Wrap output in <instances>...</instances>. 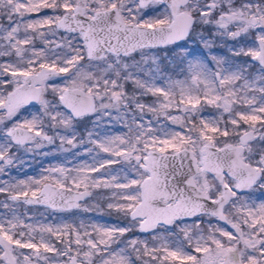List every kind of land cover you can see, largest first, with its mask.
<instances>
[{
  "label": "rangeland",
  "instance_id": "obj_1",
  "mask_svg": "<svg viewBox=\"0 0 264 264\" xmlns=\"http://www.w3.org/2000/svg\"><path fill=\"white\" fill-rule=\"evenodd\" d=\"M46 1L0 0V85H5L4 92H0V103L27 73L42 66L62 71L44 83L45 92L35 108H22L12 116L0 112V133L5 137L7 126L15 121L39 129L41 136L33 144L19 147L17 152L36 155L41 149L47 150L41 155L42 173L47 181L86 188L91 194L77 209L67 211L66 216H56L46 207L32 208L27 202L4 197L0 201V232L14 237L15 252L21 258L17 264H68L73 254L81 264H92L95 248L111 242L93 232H114L118 244L122 243L120 234L124 232H143L139 227L141 220L130 217L140 200L141 181L147 175L141 167L142 161L136 160L137 155H145L151 149L168 152L189 147L201 162L205 144L239 143L240 134L249 128L258 133L253 107L242 111L232 82H239L249 92L255 89L243 77L242 70L258 69L252 56L257 53L256 37L264 38V7L245 4V9H240L236 0H208L215 4L212 8L205 0H193L190 9L205 13L196 24L212 25L213 40H205L196 27L191 38L181 43L145 47L127 56L106 52L103 57L88 58L82 34L56 26L63 12L82 4L86 13L93 16L97 10L117 6L127 22L145 24L150 19L147 11L160 5L153 2L140 7L137 0H64L61 11L49 12L42 9ZM221 13L227 16L222 17ZM34 27L38 33L36 39ZM216 46L225 55L211 53V47ZM180 64L196 87L179 83L164 71ZM75 86L84 88L97 100L94 113L80 119L68 114L59 101L66 88ZM197 123L201 125L198 127ZM262 131L247 145L245 157L264 167V150L260 149ZM46 134L50 135L49 141L43 137ZM12 163L11 158L0 152V183L7 179L5 173ZM59 165L62 173L55 171ZM72 165L82 168L74 169ZM198 181L217 194L221 192V183L204 170ZM261 186L264 187V180ZM248 197L235 196L230 203L243 211L247 222L263 221L264 213L260 218L259 211H264V196L259 203L253 197L254 201L250 202ZM199 221L194 224L176 220L159 226L150 236H144V242L147 238L157 240L159 236L168 239L174 232L180 240L189 239L190 244L217 246L209 253L203 252L202 260H224L228 252L219 240L227 231L225 226L215 220L219 225L208 222L207 232L218 233L206 237L195 233L203 232L194 229ZM262 234L260 240L264 241ZM137 235L129 237L128 244L140 245ZM249 237L244 232L240 242L250 243L252 237ZM0 264L7 263L0 261Z\"/></svg>",
  "mask_w": 264,
  "mask_h": 264
},
{
  "label": "water",
  "instance_id": "obj_2",
  "mask_svg": "<svg viewBox=\"0 0 264 264\" xmlns=\"http://www.w3.org/2000/svg\"><path fill=\"white\" fill-rule=\"evenodd\" d=\"M150 0H138L144 7ZM169 2L173 10V20L169 25L146 26L127 22L115 6L96 11L93 17L85 13L82 5L74 7V13H64L57 22L63 30L81 32L87 49L88 58L103 57L106 51L117 55H128L145 47H162L182 41L190 32L193 16L187 12H177V8L188 0H162ZM260 52L254 56L255 61L264 65V41L258 40ZM61 73L54 67H42L28 73L23 84L11 92L3 106L8 111L21 104H34L38 101L41 86L48 77ZM61 102L75 118L92 114L97 107L94 95L86 93L80 87L68 88L60 98ZM13 141L18 144L28 143L37 137L38 132L27 127L15 126L9 130ZM253 135L247 130L241 135L247 141ZM243 146L226 144L216 146L207 143L202 148L201 162L189 147H182L173 152H161L151 149L146 155H137L142 161L141 167L149 172L140 185V200L130 212L132 219L141 218L140 230L150 232L159 224H170L181 218H190L202 213H212L220 221L239 232L224 212V202L230 196V188L225 184L223 193L212 199L209 193L198 186L196 174L201 170L212 173L223 180L228 173L238 180L239 190L252 185L261 176V172L242 157ZM60 170V169H59ZM90 195L87 189L45 183L37 195L16 194L15 200H25L31 205H44L51 209L72 210L80 201ZM0 244L4 256L13 263L11 242L0 234ZM76 263V257H72Z\"/></svg>",
  "mask_w": 264,
  "mask_h": 264
},
{
  "label": "flooded vegetation",
  "instance_id": "obj_3",
  "mask_svg": "<svg viewBox=\"0 0 264 264\" xmlns=\"http://www.w3.org/2000/svg\"><path fill=\"white\" fill-rule=\"evenodd\" d=\"M192 1L193 0H188L185 4H183L177 8V12H187L190 15H192L193 16V23L190 27L189 34L182 41H179V42H176L173 44L181 43L183 41L190 39L192 36V33L194 32V29L196 27L200 30L201 33H203L202 36L206 37L205 40L210 41L211 38H212V40L214 39L213 38L214 37L213 36L214 28L212 25L207 24V23L196 24L198 17L205 14V13H204V11L198 12V11L190 9L189 4ZM46 2H47V3H45L46 9H44V10H47L50 12L53 10L54 11L55 10L61 11L62 3L65 1L64 0H47ZM153 2H157V4L160 6H156L154 9L150 10L149 12L147 11V16L150 19H147L146 23L144 25H146V26L169 25L174 18L171 4L169 2H164L162 0H150L146 5H144V7H146L147 5H149ZM204 2H208L210 7L215 8V4L212 1L205 0ZM138 4H139V2H138ZM245 4H252V5L254 4L253 8H263L264 7V0H236V6L239 7L240 9H242V8L245 9ZM76 5H82V4H76ZM76 5H74L72 7L71 11L63 12L60 15V17L66 12L74 13V7ZM82 6H84V5H82ZM112 7H115V6H111L108 8H112ZM84 8H85V6H84ZM108 8H104V9H100V10H105ZM100 10H97V11H100ZM95 12L93 13V16H94ZM85 13H86V8H85ZM39 15H41V14H39ZM93 16H90V17H93ZM221 16L226 17L227 15L225 13H221ZM60 17L58 18V20L60 19ZM58 20H57V22H58ZM57 22H56V26H57ZM253 23L257 24L256 18H253ZM221 27L224 28L225 24L222 23ZM59 29L63 30L62 28H59ZM63 31H72V30H63ZM72 32H77V31H72ZM79 33H81V32H79ZM259 39L264 41L263 37H261V36L256 37L257 53L252 56V61L254 62L255 65L258 66V69L257 70H242L243 77L245 76L246 79L248 80V82H250V83L252 82L255 89L253 91L249 92L248 89L247 88L245 89V87L240 85L239 82H236V83L232 82L234 89L237 91V96L240 99L239 100L240 104H238V106L240 108H243L242 111L246 108H249V106L253 107V112H254L253 122H255V124L259 127L258 133H255L254 129L249 128L247 130H252L253 135L247 141L244 142L241 140V135L245 131H247V130H245L240 134V142L239 143L228 142V143H225L222 145H216V146H223V145L230 144V143L242 145L243 146V149H242L243 159L246 162L250 163L251 165L255 166L261 172V176L255 181L254 184L249 185L242 190H239L237 188L239 182L236 178L232 177L228 173H224L223 180H219L212 173L204 170L202 167V164H200L201 170L195 176L198 186L201 187L203 190L207 191L212 199H217L223 193L225 184L230 188V196L224 202V212H225L226 216L234 224H236V226L239 229V232H236L235 230L230 228L226 223L220 221L212 213H202V214L190 217V218L177 219L179 221L192 222L194 224H195L196 220H198V219L199 220L210 219V220H215L218 223L225 226L227 231L224 229L226 232H224L222 234V238H221L222 240H219V241L225 244L224 246H221V247L224 248V251L228 252V254L226 255V258L222 261L213 260L212 258H210L208 260H202L201 257L204 256L202 254L203 252L209 253L213 249L217 248V246H215V245H194V244H190L191 242H189V239L180 240L178 238L179 235L174 233V232L169 234L168 239H164V236H159L158 237V239L160 238L159 240L158 239L157 240H151V239L148 240V238H147L146 241L144 242V236H150L152 231H154L157 227L166 225V224H159L156 228H154L150 232H144V231L143 232H124L123 234H120V236L123 235V238H122L123 241L121 244H118V242L116 241L114 232H93V233H95V236L103 237V238L106 237V239H110L111 242L108 245H99L95 248V250H94V254H95L94 255V261L92 262V264H264V241L260 240V237L263 236L262 233L264 232V220L261 221V219H259L260 222H258V223L256 222V224L255 223L251 224L245 220L243 211L241 209H239V207L231 205V203H230L231 199H234L235 196L236 197L237 196L242 197L244 195L245 196L249 195L248 200L250 202H253L254 200H256L255 202H257V203H259L258 201L260 200L261 196L262 195L264 196V187L261 186V182L264 180V167H261L258 164L254 163V161L252 159H248L245 157V155H246L245 149H246L247 145L249 144V142L251 140L259 137V135L261 134L260 130H263L262 132L264 135V65L260 61H255L253 59V57L258 55L260 52V45L258 42ZM168 45H172V44H168ZM168 45H165V46H168ZM165 46H162V47H165ZM153 48H156V47H153ZM157 48H160V47H157ZM211 48H212V49H210L211 53L213 51L217 55L220 56V53H218L221 50L220 48H218L217 46L211 47ZM106 52H109V51H106ZM221 52L223 53V55H225V52H223V50ZM110 53H112V52H110ZM112 54H114V53H112ZM130 54H132V53H130ZM115 55H117V54H115ZM227 55L230 57V53ZM118 56H127V55H118ZM42 67H50V66H42ZM42 67H40V68H42ZM40 68L36 69V71L39 70ZM33 72H35V71H33ZM29 73H31V72H29ZM59 74H62V71ZM59 74H55V75H59ZM25 76H24V78H25ZM52 76L45 79L44 82L42 83V86H41L42 90H41L39 99L36 103H34V104H29V103L21 104V105L17 106L14 110L8 111L3 106L8 101L9 94L23 84V81H24V78H23V81L20 84L14 86L8 92L6 100L3 103H0V112L5 113L7 116H12L15 112L21 111L22 108L23 109L35 108L36 105H38V103L42 99L43 93L45 92L44 83L49 78H51ZM215 78L217 80L220 79V72L217 71L215 73ZM4 86L5 85H0V89L3 90L0 92H4ZM75 87H80V86H75ZM195 87H196V85H195ZM68 88H74V87H68ZM68 88H66V89H68ZM80 88H82V87H80ZM66 89L64 90V93H65ZM82 89H84V88H82ZM203 90H204V88H202V91ZM84 91L86 92L85 89H84ZM86 93H88V92H86ZM252 95H253V97H252ZM61 96L59 97L60 102H61V100H60ZM63 106L67 110V113L70 114L74 119H80V118H84L85 116H88V115H85V116H82L79 118H75L72 115V113L66 108V106L64 104H63ZM254 107H256L257 110H255ZM89 115H91V114H89ZM15 126H22V127L30 128L32 130L37 131L38 135H37V137H34L33 140L28 142V143H24V144L15 143L13 141L11 135L9 134V130ZM40 136H41V132L39 131V129L29 127V126H25L23 123H21V122L19 123L17 121H15L14 123H11L7 126L6 136H5L6 139L0 133V152L3 155L7 156L8 158H11V160L13 162L11 164V166L9 167V169H10L9 172L5 173V178H7V179H3L2 182L0 183L1 188H3V190H4V192L0 193V201L2 198L5 197L6 199H10V200L12 199V200L17 201V202H27L25 200H15L14 195H16V194L37 195L38 193H40V191L38 192V190H37L38 187L42 188V186L45 183H53L51 181H47L46 177L44 176V173H42V171H43V164H42L43 160H42L41 155L46 154L47 150L41 149V151H37L36 155L35 154L30 155V154H26V153H24L22 155V154L17 152L19 147L33 144ZM43 137L47 141L50 140L49 134H46ZM261 143L263 145V148H260V149L264 150V136H263ZM168 152H173V151H168ZM39 153H41V154H39ZM76 166L77 167H75V165H74L72 167H74V169L82 168L81 166H78V165H76ZM202 170L207 172L211 176V178H213L217 182L221 183V192L219 194H217L216 191L213 190V188H206L202 182L198 181V175L200 174V172ZM55 171L58 173H62V171H63L62 166H60V165L56 166ZM144 171L147 172V175L144 176V178H145L149 175V172L145 169H144ZM54 184H56V183H54ZM56 185H58V184H56ZM63 186H67V185H63ZM68 187H71V186H68ZM41 188H40V190H41ZM72 188H74V187H72ZM83 189H86V188H83ZM83 189H78V190H83ZM90 194H91V191H90ZM88 197H86L85 199H87ZM252 197L254 198V200L252 199ZM84 200L80 201L78 206L75 209H77L79 207L80 203L83 202ZM29 205H31V204H29ZM31 206H32V208H41V209H44L46 207L45 209H49L50 211L52 210V211H54L55 214L57 213L56 216H66V212L70 211V210H64V209H51L50 207H47L44 205H31ZM235 207H236V209H235ZM72 210H74V209H72ZM259 212L261 214L260 215V218H261L263 216L262 213H264V211L260 210ZM237 218L239 219L238 223L236 222ZM136 219H139V218H136ZM140 220H141V218H140ZM174 221H176V220H174ZM174 221H172V222H174ZM168 225H170V224H168ZM139 227H140V225H139ZM194 229L196 231L197 228L195 227ZM244 232H247L248 237L249 236L252 237L250 243L248 242V243L244 244V242H240V239L243 237ZM195 233H198V234L203 233L206 237H208L211 235V233H218V232H195ZM0 234L11 242L10 251H11L14 262L11 263L4 256L5 249H4L2 244H0V261L6 262L7 264H17L21 258L15 252V240L13 239L14 237L11 238L8 234H6L4 232H0ZM135 234H138L137 238L140 239L142 242L138 246H133V245L128 244V242H129L128 238L135 235ZM111 236H112V239H111ZM138 236H140V237H138ZM161 240H163L162 244H160ZM234 241H239L240 244H233ZM148 242L149 243L151 242V244H149ZM73 256L76 257V263L74 261H72ZM38 263L39 264H49L47 262H44V263L38 262ZM68 264H81V262H80L78 256L76 254H73L70 256Z\"/></svg>",
  "mask_w": 264,
  "mask_h": 264
},
{
  "label": "trees",
  "instance_id": "obj_4",
  "mask_svg": "<svg viewBox=\"0 0 264 264\" xmlns=\"http://www.w3.org/2000/svg\"><path fill=\"white\" fill-rule=\"evenodd\" d=\"M43 8V7H42ZM43 9H46V7L45 8H43ZM5 18V17H4ZM33 33H34V37L35 36H37L38 35V33H37V31H35V27H34V31H33ZM34 39H36V37L34 38ZM222 50H220V52H218V53H220V56H223V53L221 52ZM230 59H231V57H230ZM169 69L170 70H164L165 72H166V74H170V76H172V77H174V78H176L177 79V81L179 82V83H182V84H184V85H188V84H190V85H193L194 83H192V82H190L189 81V79H188V75H187V70H184L183 69V66H181V64L180 65H178L177 67H174V66H172V68H171V66H169ZM178 85V84H177ZM197 89V88H196ZM178 95V94H177ZM179 96V95H178ZM140 100H142L143 98H141V97H138ZM139 100V101H140ZM135 110L137 111V108H135ZM135 112V111H134ZM136 114L138 115V112H136ZM223 119H226V117H225V115H224V118ZM222 118H221V120H223ZM197 125H198V127L201 125V123L199 124V123H197ZM221 130V129H220ZM221 132V131H220ZM218 133V132H217ZM222 133V132H221ZM102 159V158H101ZM100 159V160H101ZM72 166H74V165H72ZM80 166V165H79ZM75 167H77L76 165H75ZM120 167V166H119ZM208 222H209V224L211 223V222H213V223H215L213 220H211V221H209V220H206V219H201L197 224H196V228L199 230V231H203V232H207L208 230H209V228H210V226H209V224H208ZM212 224V223H211ZM215 224H217V223H215ZM219 225V224H218ZM197 231V230H196Z\"/></svg>",
  "mask_w": 264,
  "mask_h": 264
}]
</instances>
